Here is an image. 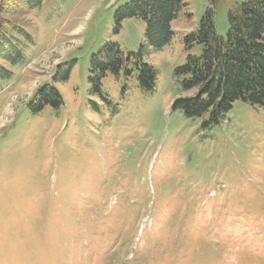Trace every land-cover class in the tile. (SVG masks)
Wrapping results in <instances>:
<instances>
[{
    "label": "rangeland",
    "instance_id": "1",
    "mask_svg": "<svg viewBox=\"0 0 264 264\" xmlns=\"http://www.w3.org/2000/svg\"><path fill=\"white\" fill-rule=\"evenodd\" d=\"M129 1L0 0V36L25 52L0 61V264H264V110L236 101L207 125L173 105L195 93L178 67L203 53L186 36L210 8L226 38L245 0H187L161 49L145 20L118 25ZM107 44L125 59L100 77ZM45 85L61 104L38 106Z\"/></svg>",
    "mask_w": 264,
    "mask_h": 264
},
{
    "label": "trees",
    "instance_id": "2",
    "mask_svg": "<svg viewBox=\"0 0 264 264\" xmlns=\"http://www.w3.org/2000/svg\"><path fill=\"white\" fill-rule=\"evenodd\" d=\"M44 0H23L24 5L33 9ZM187 0H130L120 6L115 20L118 25L127 18L139 17L148 24L146 42L152 48L161 49L171 42L172 23ZM230 28L226 38L215 32V18L212 9L202 17L197 31L186 36L188 47L196 43L203 47L200 56L189 55L186 64L178 67L177 74L182 77V88L186 92L195 90L192 96L178 97L174 108L183 110L189 118L209 115L208 124L219 123L227 112L242 101L264 110V0H245L243 4L229 12ZM15 33L34 42L30 33L16 28ZM26 41L24 43H26ZM18 38L4 33L0 36V61L17 64L25 52ZM99 57L98 74L103 76L106 69L118 70L125 57L119 46L107 44ZM129 58H127L128 60ZM140 83L144 90L150 91L155 85V71L151 64H142L139 70ZM0 75L9 77L11 71L0 63ZM96 77L98 86L101 78ZM95 86V87H96ZM38 106L62 103V97L55 87L46 85L38 90ZM35 99V101H36ZM37 107V108H39Z\"/></svg>",
    "mask_w": 264,
    "mask_h": 264
}]
</instances>
